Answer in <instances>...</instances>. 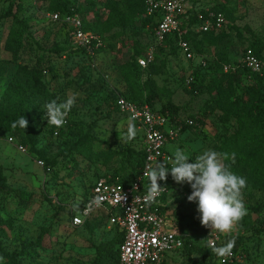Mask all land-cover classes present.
I'll return each mask as SVG.
<instances>
[{"label": "rangeland", "instance_id": "obj_1", "mask_svg": "<svg viewBox=\"0 0 264 264\" xmlns=\"http://www.w3.org/2000/svg\"><path fill=\"white\" fill-rule=\"evenodd\" d=\"M11 1L0 0V15ZM21 1L27 8L16 15L22 23L10 17L0 22V167L6 178L4 184L0 181V219L10 222V228L0 227V247L15 257L14 264H92L96 247L116 237L115 229L98 221L75 228L70 211L82 201L87 184L112 174L121 178L130 171L123 153L140 149L141 132L117 111L116 100L132 98L121 71L141 56L151 39L140 23L121 33L96 35L102 51L87 60L74 51L77 45L69 33L46 19L43 0ZM191 10L222 13L225 26L211 35L223 38L211 44L210 34H200L198 26L184 22L181 32L190 36L194 57L188 60L170 49L160 54L158 60L165 66L158 67V73L139 75L140 86L151 79L158 89L157 107L170 101L179 108L181 120L190 117L199 122L197 128L180 131L166 147L167 165L175 167L165 189L166 209L188 243L206 248L210 230L217 231L227 245L239 244L249 262L264 264V211H252L263 203L261 193L225 168L217 147L239 126L233 118L224 123L216 106L223 95L233 101L253 84L244 76L219 84L222 73L217 64L222 57L239 62L253 38L264 43V0H194ZM105 18L106 13L97 9L85 21L100 23ZM14 29H19L21 39H9L8 32ZM260 59L263 75L264 52ZM36 63L45 69L42 81L47 90L56 95V102L43 113L29 96L5 97L18 67L34 68ZM194 81L207 92H190ZM240 144L250 157L264 163V112ZM89 149L114 156L96 159L79 152ZM165 169L153 174L156 181L166 177ZM225 179L233 193L223 186ZM237 222H243L242 228ZM167 257V264H215L214 252L207 249L204 259L186 250ZM7 263L11 264L0 257V264Z\"/></svg>", "mask_w": 264, "mask_h": 264}, {"label": "trees", "instance_id": "obj_2", "mask_svg": "<svg viewBox=\"0 0 264 264\" xmlns=\"http://www.w3.org/2000/svg\"><path fill=\"white\" fill-rule=\"evenodd\" d=\"M34 2L37 3V0H35ZM42 3H45V13L78 15L81 18L83 30L86 32H91L97 36L108 33L110 31H118L121 33L125 29L133 27L136 23H140V27L142 29H145V32L151 39L149 45L153 44L151 33L152 28L156 24V19H154V17L144 16V0H43ZM26 9L27 8L21 0H13L8 4L6 11L0 15V22L2 19L10 17L12 20L18 23L20 22L21 24L22 20L18 21L16 15L17 13L25 12ZM97 9H102L106 13V18L100 23L90 24L86 22L85 16L90 12L96 11ZM208 12L214 14H222L219 11H193L190 8L186 12V15H184L180 19L179 31L181 32L183 30V25L185 24L184 22L192 26H199L200 21L198 20V16L201 15L203 16V18H205ZM57 25L65 29V32L68 34L67 28L64 25ZM200 34H210L209 42L211 44H215L223 38V35H211L212 31ZM21 35L22 34L19 29H14L13 31L8 32V37L12 40L21 39ZM180 39L188 43L189 50L193 54L194 51L191 47L190 36L183 34L182 37L179 38L178 34L174 33L171 36L167 37L161 46L156 48L154 61L146 68H141L137 62L138 59L144 56L146 49L136 61L133 60L129 63H126L121 73L127 87L130 89V95L132 96V98L130 99L125 96L120 97L137 105H148L155 112L167 114L170 118V121L173 124L179 125L181 127V131L183 132L186 129L197 128L199 122L197 123L190 117L186 120H181L179 108L177 106H174L170 101H167V103H164L157 107L158 97L160 96V93L151 79H146L142 83V86L139 85L140 74L142 75L145 71H148L149 75H153L158 73V67L163 68L165 66V62L163 60H158L160 54L165 51H169L170 49L172 53H174L175 49L177 53L181 52L178 46ZM253 39L254 40L251 43L250 47L245 49L244 52L248 49L251 50L261 62L260 58L261 54L264 52V43H262L257 38ZM195 46L197 47V45ZM74 49V51L78 52V54L83 55L87 60L90 59V56L87 55L86 51L83 48L76 47ZM101 51V48L98 49L96 51V54ZM134 66L138 71H135ZM217 66L220 67L222 73L221 79L218 81L219 84L230 83L234 78L239 79L241 76H244L245 79L250 81V83H253L252 85L247 86L241 96L236 97L233 101H230L228 99L225 100V95H223L222 99H220L221 106L218 102L216 103V106H218L223 112V117L221 118V120L224 123H227L230 119L233 118L236 120V123L239 126L238 130L235 133L228 137L225 136L221 140V144L217 147V152L221 153L225 168L228 169V171L232 173L235 178H244L251 184V187L254 190L261 193L263 203L252 209L254 213H259L261 211H264V163H260L253 157H250L240 143L243 142L244 138L253 133V131L256 129L257 118H259L264 112V74H252L247 69L243 68L240 61L237 63H229L223 57L220 59V62L217 64ZM225 66H230L234 68L235 71L224 72L223 68ZM44 70L45 69L42 68L40 63H36V66L34 68L19 66L9 83L5 97L7 99H11L14 97L24 98L29 96L35 101V105L38 106L39 112H48L49 108L56 102V95L54 93H50L42 81V74ZM194 78L199 79V74L195 73ZM190 87V92H192L193 94H201L207 92V87H204L200 83H196V81L192 82L190 84ZM164 95L166 96V94ZM186 121H190L191 124H187ZM141 139H143L142 132ZM79 152L84 154V156L96 159L105 158L106 160H110L114 156L113 153L108 152H100L95 154L92 153L90 149ZM123 158L128 163L127 167L130 171L124 177L119 178V180L121 182H131L139 175V172L143 165L144 153L142 150V143L140 149H126V151L123 153ZM165 167V171L167 173L166 177L161 181H157L154 184V187L166 189L171 182L172 175H174L175 173V167H170L167 165V163H164L159 167V169H164ZM109 176L117 178L116 176H114V174ZM99 178H97L93 183L87 184L81 204L85 203L88 200L91 189ZM152 179H154L153 175ZM0 181L3 184L6 181L1 167ZM222 182L225 189L233 193L230 181L225 179ZM245 220L247 221L246 223L248 224V226H250L251 224L249 217H246ZM97 221L98 225L100 226L106 225L108 223L107 216L99 215L86 221L84 226H88L90 225V223ZM237 224L239 228H242L243 222H237ZM0 227L10 228V222L0 219ZM115 232L116 237H114L111 241L101 243L98 247H96V256L92 264H117L119 247L122 243L123 237L121 233H118V231H116V229ZM41 239L42 236H40L36 242L38 246L41 242ZM205 245L206 248L200 245L188 243L187 239L184 237L183 248L179 252L186 250L189 254H193L199 258L204 259L205 250H209L207 248L206 241ZM219 246L227 250H232L234 252L244 254L241 249H238L239 244L227 245L224 242L223 238ZM0 257L6 259L7 262H10L11 264H14L15 257L13 255L6 254L1 247ZM213 258L215 259L216 264L217 255L215 254V252ZM208 262L209 261L204 264H210Z\"/></svg>", "mask_w": 264, "mask_h": 264}, {"label": "built area", "instance_id": "obj_3", "mask_svg": "<svg viewBox=\"0 0 264 264\" xmlns=\"http://www.w3.org/2000/svg\"><path fill=\"white\" fill-rule=\"evenodd\" d=\"M35 1V0H30ZM194 0H144V16L154 17L156 24L152 28L153 44L147 46L144 56L138 59V65L146 68L153 63L156 48L174 33L181 38L180 19L186 15ZM48 21L62 24L77 47L83 48L93 57L101 48L100 40L91 32L83 30L81 18L74 15L46 13ZM199 33L220 32L225 26L222 14L208 12L205 18L199 15ZM178 46L185 59H192L188 43L181 40ZM241 65L252 74H261L262 63L251 50L241 57ZM224 72H233L234 68L225 66ZM117 111L129 122L135 124L143 134L142 150L144 161L139 175L131 182H121L110 176L99 178L91 189L88 200L77 205L76 211H70L71 225L83 227L85 222L99 215L107 216V225L122 234L117 264H167L168 254L179 252L183 248L184 235L174 227L164 200L165 189L154 187L152 179L157 169L169 163L166 156L168 144L177 140L181 127L173 124L167 114L153 111L148 105H137L122 97L116 100ZM191 124L190 121H186ZM7 143L13 145V139ZM25 152L22 145L15 146ZM222 234L210 230L206 237L207 248L217 255L216 264H257L249 262L241 253L219 246Z\"/></svg>", "mask_w": 264, "mask_h": 264}]
</instances>
